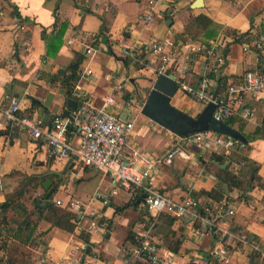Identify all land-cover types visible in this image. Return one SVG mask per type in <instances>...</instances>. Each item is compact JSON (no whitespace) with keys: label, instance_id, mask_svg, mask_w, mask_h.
I'll return each mask as SVG.
<instances>
[{"label":"crops","instance_id":"obj_1","mask_svg":"<svg viewBox=\"0 0 264 264\" xmlns=\"http://www.w3.org/2000/svg\"><path fill=\"white\" fill-rule=\"evenodd\" d=\"M195 2L158 0L155 20L148 22L144 20L150 9L148 0H0L4 12L0 15V107L16 98L23 112L50 125L71 109L69 99L77 100L67 92V77L69 66L79 57L73 87L86 91L98 107H104L105 99L114 96L116 104L106 109L134 120V131L123 155L137 172L149 169L147 181L152 187L175 201L191 196L202 205H215L216 201L202 192L223 186L232 199L235 213L224 218L214 214L205 219L160 215L151 233L161 255L171 257L172 264H206L214 259L216 249L226 245L229 264H249L251 243H258L264 250V186L256 184L245 199L238 189L229 190L221 179L226 172L239 173L243 169L239 163L245 161V165L258 166L257 174L264 183V91L233 104L236 112L230 117L231 126L245 137V148L229 153L195 152L190 158L177 157L166 164L160 157L179 134L142 112L158 76L159 57L148 47L144 51L145 64L123 55L124 47L135 43L147 46L150 37L182 43H220L226 57L225 63L217 67L220 77L211 71L217 64L213 59L186 45L179 47L183 53H192L188 82L193 86L208 82L216 98L223 97L225 91L218 87L219 81L236 82L252 68L264 71V49L259 52L249 46L245 50L242 43L235 42L250 29L251 18L257 30H263L264 41V0H201L199 7ZM200 15L211 19L212 24L203 28V19H197ZM183 36L188 38L184 40ZM87 46L93 47L92 53L86 54ZM186 64L182 58L181 65ZM87 69L90 74L85 73ZM171 102L191 116L199 115L209 103H201L179 89ZM243 104L254 107L253 117L242 116ZM6 128L0 113V131ZM6 134L0 135V167L4 174L0 206L13 192L26 185L33 187L36 182L32 177H39L34 189L43 196V203V181L52 178L56 187L52 203L74 213L77 225L69 232L40 219L35 237L28 244L10 239L7 249H0V264H80L83 258L84 264H141L132 259L137 245L135 235L151 221L142 201L138 203L141 198L136 199L137 191H143L140 186H134L135 192L131 185L115 184L108 174L51 154L46 140L34 139L26 132L18 130L10 137ZM70 137L72 142L77 141L75 136ZM211 153L223 160H214ZM58 199L64 205H57ZM71 201L80 208L72 207ZM13 213L18 216L16 207L8 211ZM196 229L206 232L198 238ZM242 237L247 240L241 241ZM259 264H264L263 256Z\"/></svg>","mask_w":264,"mask_h":264},{"label":"built area","instance_id":"obj_2","mask_svg":"<svg viewBox=\"0 0 264 264\" xmlns=\"http://www.w3.org/2000/svg\"><path fill=\"white\" fill-rule=\"evenodd\" d=\"M157 4L158 0H148L150 9L144 20L148 22L155 20L154 11ZM3 14L4 12L0 10V15ZM68 42L71 43L72 41L69 40ZM254 43L258 48L262 47L261 41L256 40ZM180 45H186L191 51L202 53L208 59H213L217 64L211 68L212 72L217 71V67L225 63L226 57L220 43H182L156 37H150L147 46L135 43L124 47L123 55L138 64H145L144 51L148 47L159 57L158 75H174L178 89L201 103L215 102L217 107L214 114L222 120L235 114L236 111L233 106L235 102L244 97H258L264 91V71L260 68L245 71L237 83H218V87L225 90L224 96L219 98L213 96L210 85L206 81H203L199 86L191 85L187 80V75L191 71L192 53L190 51L183 53L179 48ZM243 46L245 50L249 48L248 45ZM85 52L86 54L92 53L93 47L87 46ZM182 58L188 64L182 66ZM174 68L177 71L172 72ZM85 73L90 74L91 70L87 69ZM74 96L78 104L72 111V119L57 117L50 125L23 112L19 100L10 98L8 105L0 107V113L5 118L7 125L8 133L6 136L10 137L18 130L26 132L34 139L46 140L51 154L60 158L72 159L83 166L108 174L115 184L140 186L145 195L142 205L149 212L151 222H149L148 227L136 232L137 245L133 249L132 259L145 264H172L171 257L161 255L157 242L151 233L152 228L162 214H169L175 218L201 217L205 219L206 216L199 211L201 204L191 196H186L180 201L173 200L166 192L152 187L151 183L147 181L150 177L149 169L137 172L124 157V149L134 131V120L118 116L106 109L108 105L116 104L114 96H108L105 99L104 107L96 106L92 97L79 87L74 89ZM240 111L245 118H251L255 114V109L250 104H243ZM72 135L76 137V142L71 141L70 136ZM245 147V142L232 136L205 130L189 135H178L176 141L161 155L160 160L166 164H171L175 158H190L195 152L229 153L234 149ZM244 165L245 161L239 163V167ZM3 177L4 174L0 167V187L3 185ZM238 192L242 193L240 190ZM230 203L223 201L222 203H215L214 207L205 205L203 209L205 214H214L213 217L224 218L235 213ZM56 204L64 205V202L58 199ZM69 204L74 208H80V204L73 201ZM205 232V229H196L195 235L201 238ZM225 240L226 237H223V241ZM240 240L246 241L247 239L242 237ZM251 252H261L264 257V250L259 247L258 243H251ZM214 258L220 264H229L230 251L226 245L214 251Z\"/></svg>","mask_w":264,"mask_h":264},{"label":"trees","instance_id":"obj_3","mask_svg":"<svg viewBox=\"0 0 264 264\" xmlns=\"http://www.w3.org/2000/svg\"><path fill=\"white\" fill-rule=\"evenodd\" d=\"M197 19H203V22H201L203 28H206L212 24V20L204 15L198 16ZM103 32H104V28L101 30V34H103ZM262 34H263V30L261 31L259 29L257 30V28L254 25V21L251 18L250 29L244 33H241L237 38H235V42H239L242 43L243 45L251 46L257 51L261 52L264 49V45H263L264 41L261 40ZM185 37L187 36H183L184 40L188 38ZM256 40L262 42V47L260 48L257 47V45L254 43ZM79 64H80V58L77 57L76 60L69 66V70L71 71V73L67 77V84H68L67 92L70 97H74L75 88L73 87L74 85L73 83L78 77L77 71L79 68ZM217 74L218 72L214 71V76H216ZM217 77L220 76L217 75ZM240 79L236 81V83L239 82ZM221 82L222 80L219 81V83ZM225 121L230 125L233 124L232 118L230 117L225 119ZM5 133H8V130L0 131V135ZM212 156L213 159L216 161L223 160L220 156H217L215 154H212ZM257 170H258L257 165L247 164L243 166V169L239 173L226 172L225 177L222 178L221 180L229 186V190L236 188L242 191L240 196L242 198L247 199L248 192L256 184L260 186H264V183H261L260 176L257 174ZM30 179L36 182L33 185V187L36 188L38 186L39 177H32ZM131 186H133V191L136 192L137 191L135 190L136 188L134 189L135 185H131ZM27 188L28 186L26 185L25 188L13 192L10 196H8L4 204L0 206V249H7L10 239L24 245L28 244L35 237L38 221L42 218L49 220L53 225H56L69 232H73L76 228L77 216L74 213L64 211V209H59L54 203H51L47 208H43L42 206L37 205V201L39 198L36 197L34 198L33 202H31L32 207L29 209V206H27L24 203V194L27 193L28 191ZM137 192L138 193L136 195V199H139L143 195V191L139 189ZM202 193L207 195L208 197H211L213 201H216V203H222L223 201L232 202V199L227 196L228 195L227 193H225V189L223 186L219 188H215L208 192L203 191ZM200 206H201L199 208L200 213L202 215L209 216V213L205 214V211L203 209V206L205 205L201 204ZM210 206L214 207V205H210ZM15 207L19 211L17 217H15L14 213L8 214V211L10 209L11 210L15 209ZM116 210L120 211L121 208L116 207ZM9 223L12 226L6 227V225ZM13 224H15V226H13ZM251 237L256 238L254 236ZM83 239L87 244H90L89 238L86 235H83ZM261 259L262 256L260 255L259 252H251L249 264H259V262H261ZM9 262H14V261L9 259ZM139 263L145 264L142 263L141 261ZM190 264H194V263H190ZM206 264H220V263L214 258V259H209Z\"/></svg>","mask_w":264,"mask_h":264},{"label":"water","instance_id":"obj_4","mask_svg":"<svg viewBox=\"0 0 264 264\" xmlns=\"http://www.w3.org/2000/svg\"><path fill=\"white\" fill-rule=\"evenodd\" d=\"M201 0H196L195 6L199 7ZM178 90V83L174 75L167 76L159 74L154 81L153 87L143 105L142 112L153 121L161 124L170 131L179 135H189L195 132L212 130L225 135L232 136L246 143L245 137L235 128H233L225 120L219 119L215 116L216 103L211 101L197 116H191L172 105L171 99ZM215 97V96H214ZM68 105L71 109L77 106V100L69 99ZM71 109H66L62 117H69L72 119ZM54 180L48 178L43 181V187L46 190L44 195V202L39 198L37 205L47 208L51 203V196L56 191L53 185ZM145 195L141 196L138 203L143 201ZM90 246H88V249ZM84 264V258L80 262Z\"/></svg>","mask_w":264,"mask_h":264},{"label":"rangeland","instance_id":"obj_5","mask_svg":"<svg viewBox=\"0 0 264 264\" xmlns=\"http://www.w3.org/2000/svg\"><path fill=\"white\" fill-rule=\"evenodd\" d=\"M36 197H43L42 195L40 196L38 194L37 191H35L34 187H30L28 188V191L27 193L24 194V203L27 205V206H30L32 207V204L31 202H33L34 198Z\"/></svg>","mask_w":264,"mask_h":264}]
</instances>
